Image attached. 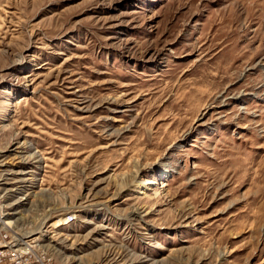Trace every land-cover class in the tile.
<instances>
[{
  "label": "rangeland",
  "instance_id": "rangeland-1",
  "mask_svg": "<svg viewBox=\"0 0 264 264\" xmlns=\"http://www.w3.org/2000/svg\"><path fill=\"white\" fill-rule=\"evenodd\" d=\"M0 217L53 264H264V0H0Z\"/></svg>",
  "mask_w": 264,
  "mask_h": 264
},
{
  "label": "built area",
  "instance_id": "built-area-1",
  "mask_svg": "<svg viewBox=\"0 0 264 264\" xmlns=\"http://www.w3.org/2000/svg\"><path fill=\"white\" fill-rule=\"evenodd\" d=\"M11 252L9 254H5L6 250L0 249V262L5 261V257H8L9 260L13 262V264H53L48 258H44V254L39 253H29L25 250L19 251L17 248L10 249ZM25 254H28L26 257Z\"/></svg>",
  "mask_w": 264,
  "mask_h": 264
},
{
  "label": "bare ground",
  "instance_id": "bare-ground-1",
  "mask_svg": "<svg viewBox=\"0 0 264 264\" xmlns=\"http://www.w3.org/2000/svg\"><path fill=\"white\" fill-rule=\"evenodd\" d=\"M0 218H2V217H0ZM14 221L12 220H9V219H6V218H2L1 220H0V225L2 224V225H5V226H8L9 227V225L11 224V223H13ZM42 231V230H41ZM31 245V244H30Z\"/></svg>",
  "mask_w": 264,
  "mask_h": 264
}]
</instances>
